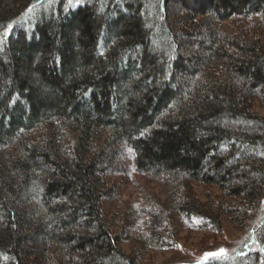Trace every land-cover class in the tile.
<instances>
[{"label": "trees", "instance_id": "trees-1", "mask_svg": "<svg viewBox=\"0 0 264 264\" xmlns=\"http://www.w3.org/2000/svg\"><path fill=\"white\" fill-rule=\"evenodd\" d=\"M256 106L264 0H0V264H137L223 216L259 246L192 264H264Z\"/></svg>", "mask_w": 264, "mask_h": 264}, {"label": "rangeland", "instance_id": "rangeland-1", "mask_svg": "<svg viewBox=\"0 0 264 264\" xmlns=\"http://www.w3.org/2000/svg\"><path fill=\"white\" fill-rule=\"evenodd\" d=\"M254 110L264 116L263 109L256 106ZM133 179L130 178L127 184L119 186V191L115 194L112 203L106 206L107 211L116 213V216L124 214L127 219L131 217V213L139 217V209L142 208L143 202L141 189L144 182L138 178ZM195 190L202 199L201 187L195 186ZM259 220L260 218H256L250 226L239 230L228 217L223 216L222 232L213 235L176 230L178 245L174 249L148 253L137 264H192L213 257L221 258L237 251L254 249L259 246L258 238L262 229ZM122 245L125 250L129 249L126 242Z\"/></svg>", "mask_w": 264, "mask_h": 264}]
</instances>
